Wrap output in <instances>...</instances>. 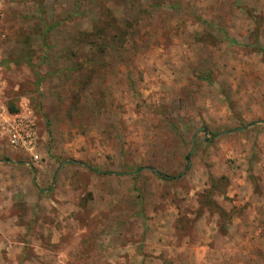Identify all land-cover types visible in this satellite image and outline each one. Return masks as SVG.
<instances>
[{
	"label": "rangeland",
	"instance_id": "1",
	"mask_svg": "<svg viewBox=\"0 0 264 264\" xmlns=\"http://www.w3.org/2000/svg\"><path fill=\"white\" fill-rule=\"evenodd\" d=\"M260 49L264 0H0V264H264Z\"/></svg>",
	"mask_w": 264,
	"mask_h": 264
},
{
	"label": "built area",
	"instance_id": "2",
	"mask_svg": "<svg viewBox=\"0 0 264 264\" xmlns=\"http://www.w3.org/2000/svg\"><path fill=\"white\" fill-rule=\"evenodd\" d=\"M0 135L14 150L38 160V131L30 116L0 108Z\"/></svg>",
	"mask_w": 264,
	"mask_h": 264
},
{
	"label": "water",
	"instance_id": "3",
	"mask_svg": "<svg viewBox=\"0 0 264 264\" xmlns=\"http://www.w3.org/2000/svg\"><path fill=\"white\" fill-rule=\"evenodd\" d=\"M262 124H264V122H262ZM255 124H252V125H250L249 127H252V126H254ZM143 171H145V170H151V171H154L155 172V170L154 169H152V168H144V169H142Z\"/></svg>",
	"mask_w": 264,
	"mask_h": 264
},
{
	"label": "trees",
	"instance_id": "4",
	"mask_svg": "<svg viewBox=\"0 0 264 264\" xmlns=\"http://www.w3.org/2000/svg\"><path fill=\"white\" fill-rule=\"evenodd\" d=\"M261 53L264 55V49H260ZM164 178H168L167 176H164Z\"/></svg>",
	"mask_w": 264,
	"mask_h": 264
},
{
	"label": "crops",
	"instance_id": "5",
	"mask_svg": "<svg viewBox=\"0 0 264 264\" xmlns=\"http://www.w3.org/2000/svg\"><path fill=\"white\" fill-rule=\"evenodd\" d=\"M0 163H4V162H0ZM260 246H258V248H259ZM261 248H263L264 249V245L263 246H261Z\"/></svg>",
	"mask_w": 264,
	"mask_h": 264
}]
</instances>
